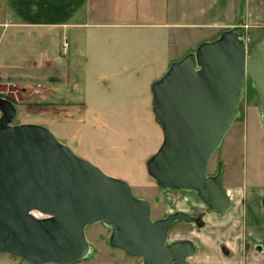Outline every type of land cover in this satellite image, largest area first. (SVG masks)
Listing matches in <instances>:
<instances>
[{
    "label": "water",
    "instance_id": "95a60500",
    "mask_svg": "<svg viewBox=\"0 0 264 264\" xmlns=\"http://www.w3.org/2000/svg\"><path fill=\"white\" fill-rule=\"evenodd\" d=\"M247 73L264 126V36L249 51L242 25L201 42L152 83L163 141L147 170L161 189L195 191L209 210L231 208L222 165L215 176L207 172L239 114ZM0 111V252L32 264H73L91 252L86 227L101 222L112 230L109 243L141 264H189L195 244L169 242V233L191 215L153 219L150 202L127 180L77 155L46 126L15 123L10 98L0 96Z\"/></svg>",
    "mask_w": 264,
    "mask_h": 264
},
{
    "label": "crops",
    "instance_id": "0c3cea01",
    "mask_svg": "<svg viewBox=\"0 0 264 264\" xmlns=\"http://www.w3.org/2000/svg\"><path fill=\"white\" fill-rule=\"evenodd\" d=\"M237 25L244 32L257 30L262 38L264 0H0V94L17 111V104L32 108L44 99L55 103L49 111L64 116L98 114L113 105L121 109L118 95H84L97 84L109 91L102 78L90 83V64L107 69L112 80L144 83L151 72L165 71L201 42ZM144 86L150 95L151 88ZM76 92L78 99L72 96ZM125 104L135 105L134 100ZM255 209L257 225L264 229V213ZM232 210L211 213L202 229L172 231V240L195 244L189 264H264L260 236L255 238L243 213L228 221Z\"/></svg>",
    "mask_w": 264,
    "mask_h": 264
},
{
    "label": "rangeland",
    "instance_id": "374dc122",
    "mask_svg": "<svg viewBox=\"0 0 264 264\" xmlns=\"http://www.w3.org/2000/svg\"><path fill=\"white\" fill-rule=\"evenodd\" d=\"M255 32H257L255 29L244 32L249 51L261 39ZM89 66L90 75L94 77H91L90 83L92 85L98 83L102 78L106 82L104 87H107L110 92L97 84L93 92L86 90L84 95H87V98L101 97L105 94L118 95L116 98L121 103L119 104L121 109L113 105L108 110L98 111L100 112L98 114L73 112L71 115L64 116L49 111L48 109H51L55 103L51 105L48 103L50 101L44 99L43 102L46 103L32 108H29L26 103L17 104L20 105V109L14 117V122H32L46 126L77 155L90 160L105 173L127 180L137 197L142 196L150 201L154 219L171 213L176 208H190L191 200L196 202L192 193L176 194L178 199L174 205H171L174 201L171 199V193L161 189L147 170L148 159L158 150L163 141V131L156 120L152 93H150L151 96L146 95L147 87L144 84L151 88L152 83L159 79L170 65L163 72L158 69L151 72V77L144 79V83L135 84L132 81L122 82L125 79L120 77L112 80L107 77L109 73L105 72L107 69L104 70L92 64ZM140 72L141 70H136L137 75ZM10 89L14 90L16 87L11 86ZM73 94L75 99L80 96L77 92ZM50 100L55 102L56 99ZM133 100L134 108L125 104ZM111 102L116 105L118 101L112 99ZM259 102V93L252 77L247 73L242 88L239 114L212 156L209 172L214 171L218 161L224 163V185L230 191L234 201L233 215H227L226 219L236 221L237 215L243 213L245 224L252 226L255 238L260 236L262 240L260 245L264 246V229L258 227L257 223H260V219L253 211L256 208L255 210H258L261 215L264 213V207L261 205V197L264 194V126L258 108ZM246 172H248L249 180L260 181L263 184L246 183L244 180L247 176ZM188 198L190 200H187ZM256 203L257 205L254 206ZM178 226L182 225H177L176 228H179ZM85 231L91 245V252L84 259L73 264H141L139 257L128 255L123 249L109 243L111 230L103 223L90 225ZM0 264L32 263L10 253L0 252Z\"/></svg>",
    "mask_w": 264,
    "mask_h": 264
},
{
    "label": "flooded vegetation",
    "instance_id": "af4514ba",
    "mask_svg": "<svg viewBox=\"0 0 264 264\" xmlns=\"http://www.w3.org/2000/svg\"><path fill=\"white\" fill-rule=\"evenodd\" d=\"M220 164L222 165V184H223L224 189L227 191L228 189L224 185V177H223V175H224V163L222 161H218L217 162V164L215 165L214 171H212V172H209V167H208L207 175L208 176H215L217 174V171H218V168H219ZM209 165H210V163H209ZM247 174H248V172H246V175ZM244 180H245L246 183L263 184V182L261 183L260 181H251V180H249L248 175L246 177H244ZM166 192L167 193H171V199L174 200V201L171 202V205H174L175 201L178 199V197H176V194L180 195V193H183V192L192 193L194 195V198L196 199V202H192V200H191L190 208H176L171 213H167V214L163 215L162 217L156 218V219L164 218L166 215L173 214V213H176L178 211L188 213L189 215L192 216V220L180 219V220L175 221V223L173 224V226H172V228L170 230V233H169V242L175 241V240H172L170 238V235H171L172 231L176 228L177 225H182V226H178V227L179 228H183L184 231H186V232H190L192 230L194 231L195 229H202V228H204L206 226V221H207L208 215H210L211 213H213L215 215H220V216L224 215L225 213L229 212L234 206V201H233V198L230 196V194H229V196H230L231 202H232L231 208L227 212H220V211H217V210H209L207 205H206V203L200 197H198V195H197V193L195 191H192V190H181V191L169 190V191H166ZM142 198L146 199L145 197H142ZM146 200H148V199H146ZM187 200H190V199L188 198ZM263 200H264V194L261 197V205H263L262 207H264V201ZM151 206H152V204H151ZM152 212H153V207H152ZM152 218H153V216H152ZM199 223H201V224L199 225ZM111 233H112V230H111ZM254 246L256 248H258V249H261V247L257 243L254 244ZM248 247H249V244H248ZM196 252H197V248H196ZM141 263H142V259H141Z\"/></svg>",
    "mask_w": 264,
    "mask_h": 264
},
{
    "label": "built area",
    "instance_id": "2783aa9c",
    "mask_svg": "<svg viewBox=\"0 0 264 264\" xmlns=\"http://www.w3.org/2000/svg\"><path fill=\"white\" fill-rule=\"evenodd\" d=\"M1 115H2V112L0 111V117H1Z\"/></svg>",
    "mask_w": 264,
    "mask_h": 264
}]
</instances>
